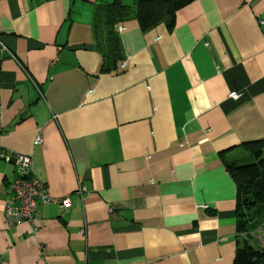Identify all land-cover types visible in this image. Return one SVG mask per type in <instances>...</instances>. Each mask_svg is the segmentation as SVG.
<instances>
[{
	"label": "crops",
	"instance_id": "1",
	"mask_svg": "<svg viewBox=\"0 0 264 264\" xmlns=\"http://www.w3.org/2000/svg\"><path fill=\"white\" fill-rule=\"evenodd\" d=\"M109 1L0 0V148L69 200L7 228L15 171L0 159V264H231L219 153L264 139V0H192L149 28L127 17L103 73L91 24Z\"/></svg>",
	"mask_w": 264,
	"mask_h": 264
},
{
	"label": "trees",
	"instance_id": "2",
	"mask_svg": "<svg viewBox=\"0 0 264 264\" xmlns=\"http://www.w3.org/2000/svg\"><path fill=\"white\" fill-rule=\"evenodd\" d=\"M191 1L136 0L126 6L123 0H110L94 7L91 26L94 48L101 57L100 71L115 70L122 58L118 23L130 16L146 28L160 21L172 23L174 12ZM219 157L235 190L237 246L231 264H264V246H258L250 237L264 224V139L243 142L220 152Z\"/></svg>",
	"mask_w": 264,
	"mask_h": 264
},
{
	"label": "built area",
	"instance_id": "3",
	"mask_svg": "<svg viewBox=\"0 0 264 264\" xmlns=\"http://www.w3.org/2000/svg\"><path fill=\"white\" fill-rule=\"evenodd\" d=\"M121 29V27H118V31ZM2 52H5L3 46L0 47V53ZM6 55L13 58L10 52H7ZM229 96L235 99L237 94L230 93ZM39 142L40 138L37 136L34 144ZM0 159L12 164L15 171L13 181L7 185L10 202L3 207V220L7 228L25 222L30 225L32 230H35L38 203L48 204L53 202L63 208L69 206L68 198L61 200L50 199L43 184L32 173V158L30 154H22L0 148ZM77 189L79 192L84 190L81 186H77ZM202 207L205 208L204 206ZM80 231L83 233V228ZM250 237L258 246H264V224L262 223L256 232H251Z\"/></svg>",
	"mask_w": 264,
	"mask_h": 264
},
{
	"label": "rangeland",
	"instance_id": "4",
	"mask_svg": "<svg viewBox=\"0 0 264 264\" xmlns=\"http://www.w3.org/2000/svg\"><path fill=\"white\" fill-rule=\"evenodd\" d=\"M252 241V240H251ZM255 243V242H254ZM256 244V243H255ZM252 246H253V244H251ZM261 247H263V246H261Z\"/></svg>",
	"mask_w": 264,
	"mask_h": 264
}]
</instances>
